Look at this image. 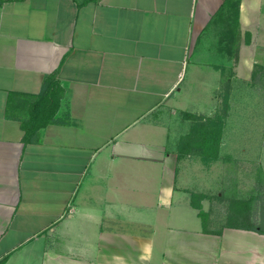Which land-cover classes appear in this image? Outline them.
<instances>
[{
	"label": "crops",
	"instance_id": "0c3cea01",
	"mask_svg": "<svg viewBox=\"0 0 264 264\" xmlns=\"http://www.w3.org/2000/svg\"><path fill=\"white\" fill-rule=\"evenodd\" d=\"M259 48L264 0H0V264H264V235L206 228L179 152Z\"/></svg>",
	"mask_w": 264,
	"mask_h": 264
},
{
	"label": "rangeland",
	"instance_id": "374dc122",
	"mask_svg": "<svg viewBox=\"0 0 264 264\" xmlns=\"http://www.w3.org/2000/svg\"><path fill=\"white\" fill-rule=\"evenodd\" d=\"M246 54L249 57L247 50L243 55ZM255 56L258 62L249 79L242 78L246 74L241 67L239 76L232 79V93L229 94V85L223 83L222 95L215 96L219 102L215 115L199 118L201 122L216 120L221 124V155L215 162H207L204 185L202 178L199 187L206 188V212L201 213L210 230L246 223L264 232V49H257ZM203 91L197 88L193 92ZM184 102L191 109L199 106L205 111L213 105L206 96ZM197 203L194 197L193 204Z\"/></svg>",
	"mask_w": 264,
	"mask_h": 264
},
{
	"label": "trees",
	"instance_id": "16d2710c",
	"mask_svg": "<svg viewBox=\"0 0 264 264\" xmlns=\"http://www.w3.org/2000/svg\"><path fill=\"white\" fill-rule=\"evenodd\" d=\"M56 89H58V85L57 82L54 80V76H47L44 79L43 90L40 97L41 99L43 98L44 103H47L49 101V97L54 94V90ZM56 94L57 93L55 92V95ZM48 105L49 107H51L52 110L50 108L47 109V107L45 110L46 116L48 114V111L52 113L57 112L58 103H55V106L53 105V103H49ZM54 121L56 123L65 122V120L58 119ZM215 121L216 120H210L207 123L201 122L200 119L194 121V123H192L191 125L189 134L186 135L183 139H181L179 143V152L182 154H196L206 163L213 159H217L219 155V147L221 140V124L218 125L220 121ZM194 197L198 200L202 198L201 195H196ZM195 208L199 209V216L203 219L204 214L201 213V207L196 204ZM203 221L205 222V219H203ZM230 228L252 231L264 235V232H259L257 228L252 225H246V223L238 226H230Z\"/></svg>",
	"mask_w": 264,
	"mask_h": 264
}]
</instances>
